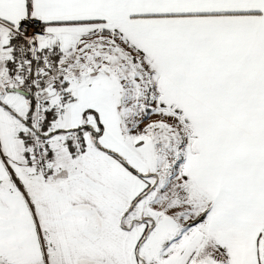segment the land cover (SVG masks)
<instances>
[{
	"label": "snow or ice",
	"instance_id": "snow-or-ice-1",
	"mask_svg": "<svg viewBox=\"0 0 264 264\" xmlns=\"http://www.w3.org/2000/svg\"><path fill=\"white\" fill-rule=\"evenodd\" d=\"M0 264H264V0H0Z\"/></svg>",
	"mask_w": 264,
	"mask_h": 264
}]
</instances>
